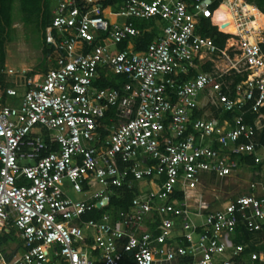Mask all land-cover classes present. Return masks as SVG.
Instances as JSON below:
<instances>
[{"label": "built area", "instance_id": "1", "mask_svg": "<svg viewBox=\"0 0 264 264\" xmlns=\"http://www.w3.org/2000/svg\"><path fill=\"white\" fill-rule=\"evenodd\" d=\"M104 1L57 0L49 66L16 75L20 94L0 88L17 99L0 101V230L13 226L21 249L0 264H264L235 236L264 244V22L248 25L244 0ZM147 19L159 34L135 50L152 25L132 21ZM201 19L228 35L221 47ZM109 75L126 81L93 84ZM244 170L245 192L203 198ZM122 188L127 205L107 210Z\"/></svg>", "mask_w": 264, "mask_h": 264}, {"label": "trees", "instance_id": "2", "mask_svg": "<svg viewBox=\"0 0 264 264\" xmlns=\"http://www.w3.org/2000/svg\"><path fill=\"white\" fill-rule=\"evenodd\" d=\"M119 3V0H105L103 4L111 5L112 10L116 9V6L112 4V2ZM246 3L244 5V10L249 14L251 13L254 16V20L249 22V26L256 28L261 26L264 22V0H244ZM50 0H0V69L3 66L4 61V43L9 40V32L11 30V25L14 22V19L17 17L18 20L24 25H32L36 30L40 31V35H43L44 28L49 24L51 19V10L49 7ZM248 3V4H247ZM251 4V5H249ZM262 13V14H260ZM133 25L137 28H142L145 26L152 27L148 31H143L139 34L137 38L134 39L135 50H141L145 47L147 43H149L154 37L159 34V30L157 28V24H153L152 19L141 20V21H132ZM230 25L231 23L228 22ZM230 30L233 32L234 29L231 26ZM199 33L203 36L210 37L214 44L217 47H221L223 45L224 39L228 37L227 34L220 33L216 31L215 27L209 25L207 19H201L199 22ZM122 47V44L119 45V48ZM260 48L264 52V42L260 44ZM48 48H43V52H48ZM209 66L207 64L201 66V70H207ZM45 69H43V72ZM31 74L30 72L26 73V76ZM244 75L235 74L230 76L229 80L232 83L237 82L242 79ZM126 81L123 75H109L108 77H99L94 81V85L97 87H118L122 83ZM8 84L3 82V75L0 73V88L7 87ZM9 96H6L4 93L1 95V102L9 100ZM14 98V97H13ZM13 101V99H11ZM15 102V100H14ZM13 102V103H14ZM11 103V102H10ZM231 114L228 113L227 117H230ZM254 115H245V120L251 122ZM254 139L259 143H264V128L258 131ZM211 182V178H210ZM132 196L131 189L122 188L119 196L111 195L109 197L108 205L106 207L107 210H114L124 208L129 202ZM93 215H97V211L94 210L91 213H87L84 215V218L91 217ZM240 232H236L235 236L241 238L243 242L248 243L247 247L244 249L246 252L252 249H264V244L259 246H253L248 240L254 238V234L249 233L243 229L239 228ZM15 241V229L11 225H7L2 230H0V252L4 253L8 245ZM19 243V242H18Z\"/></svg>", "mask_w": 264, "mask_h": 264}, {"label": "rangeland", "instance_id": "3", "mask_svg": "<svg viewBox=\"0 0 264 264\" xmlns=\"http://www.w3.org/2000/svg\"><path fill=\"white\" fill-rule=\"evenodd\" d=\"M56 2L57 0H50V10L53 9ZM44 47L45 43L43 42V35H40V31L36 30L32 25L22 24L16 17L11 25L9 40L4 43L5 56L3 64H5L6 68L2 66L3 70H8L9 68L12 71V73L5 76L6 83L10 87L14 88L17 86V91L21 92L22 88L18 86L21 84V78L16 76L22 73L19 72L21 69L30 72L32 78L36 79L38 74L49 66V60L45 56L46 53L43 52ZM14 100L16 101L17 99L10 97L7 102L13 103ZM248 179V172L244 170L241 172V176L213 181L201 187V193L207 201L211 199L223 201L236 193L245 192ZM68 194L73 198L80 196L73 192H68Z\"/></svg>", "mask_w": 264, "mask_h": 264}, {"label": "crops", "instance_id": "4", "mask_svg": "<svg viewBox=\"0 0 264 264\" xmlns=\"http://www.w3.org/2000/svg\"><path fill=\"white\" fill-rule=\"evenodd\" d=\"M260 13V12H259ZM261 14V13H260ZM47 53V52H46ZM4 63V62H3ZM5 67V64H3V68ZM6 68V67H5ZM9 69V68H8ZM46 69V68H45ZM0 73L3 75V82H6V80H5V76H6V69H0ZM21 71H23L21 74L22 75H25L26 76V71L25 70H23V69H21ZM20 72V71H19ZM26 72V73H25ZM43 73V71L41 72V73H39L38 74V76L39 75H41ZM30 75V74H29ZM16 85V84H15ZM14 85V86H15ZM7 87H10V85H8ZM15 87H17V86H15ZM18 94H20V92H18ZM8 100H6V101H4V102H7ZM210 182V181H209ZM238 238V237H237ZM240 240V239H239ZM20 241H19V239H18V237H17V235H16V232H15V241L14 242H12V243H10L9 245H8V247L6 248V250L4 251V253H2L3 254V256H4V259H6V260H9L12 256H14V255H18L19 253H20Z\"/></svg>", "mask_w": 264, "mask_h": 264}, {"label": "bare ground", "instance_id": "5", "mask_svg": "<svg viewBox=\"0 0 264 264\" xmlns=\"http://www.w3.org/2000/svg\"><path fill=\"white\" fill-rule=\"evenodd\" d=\"M225 18H226V24L222 25V29L225 31V32H229V33H233L230 28H231V24L229 25L228 22H230V16L228 13H225ZM249 24V23H248Z\"/></svg>", "mask_w": 264, "mask_h": 264}, {"label": "clouds", "instance_id": "6", "mask_svg": "<svg viewBox=\"0 0 264 264\" xmlns=\"http://www.w3.org/2000/svg\"><path fill=\"white\" fill-rule=\"evenodd\" d=\"M248 4V3H247ZM251 5V4H250ZM259 12V11H258ZM262 14V13H261ZM263 15V14H262Z\"/></svg>", "mask_w": 264, "mask_h": 264}]
</instances>
